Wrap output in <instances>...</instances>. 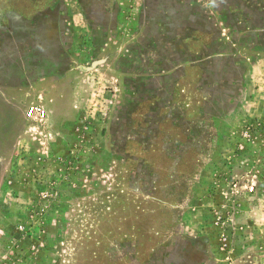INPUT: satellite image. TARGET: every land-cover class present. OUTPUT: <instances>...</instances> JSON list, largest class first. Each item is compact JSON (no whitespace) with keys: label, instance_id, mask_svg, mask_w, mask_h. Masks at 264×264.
<instances>
[{"label":"rangeland","instance_id":"obj_1","mask_svg":"<svg viewBox=\"0 0 264 264\" xmlns=\"http://www.w3.org/2000/svg\"><path fill=\"white\" fill-rule=\"evenodd\" d=\"M0 264H264V0H0Z\"/></svg>","mask_w":264,"mask_h":264},{"label":"built area","instance_id":"obj_2","mask_svg":"<svg viewBox=\"0 0 264 264\" xmlns=\"http://www.w3.org/2000/svg\"><path fill=\"white\" fill-rule=\"evenodd\" d=\"M46 115V111L40 106H30L26 112V117L30 120L42 121Z\"/></svg>","mask_w":264,"mask_h":264}]
</instances>
